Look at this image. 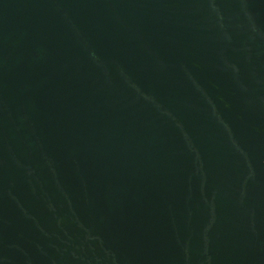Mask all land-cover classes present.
<instances>
[{
    "label": "water",
    "instance_id": "water-1",
    "mask_svg": "<svg viewBox=\"0 0 264 264\" xmlns=\"http://www.w3.org/2000/svg\"><path fill=\"white\" fill-rule=\"evenodd\" d=\"M0 264H264V0H0Z\"/></svg>",
    "mask_w": 264,
    "mask_h": 264
}]
</instances>
